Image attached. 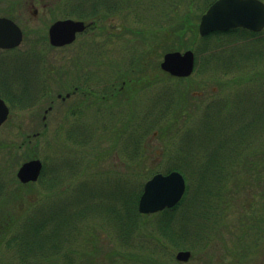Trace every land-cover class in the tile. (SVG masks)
<instances>
[{
  "label": "rangeland",
  "instance_id": "1",
  "mask_svg": "<svg viewBox=\"0 0 264 264\" xmlns=\"http://www.w3.org/2000/svg\"><path fill=\"white\" fill-rule=\"evenodd\" d=\"M66 1L19 0L18 8L14 11L2 8L3 14L11 16L23 31V41L16 50L20 86L36 89L38 87L34 81L41 78L43 95V103L41 97L37 100L36 96L35 105L19 107L17 110L20 131L18 165L35 156L50 165L54 209L63 212L68 222L62 223L59 230L63 232V240L59 243L63 246L58 248L56 242L57 249L52 254L48 255L46 249L45 255H32L22 262L15 242L11 243V248L0 244L1 264H59L61 260H66L62 254L70 257L71 264H162L159 263L161 261L163 264H236L242 259L245 262L243 264H264V184L261 176L264 172V157L261 156L264 151V123L255 132V138L247 144L252 148L248 150L250 154L243 159L245 151L241 157L231 152V159L218 162L223 164L221 174L215 177L209 174L201 180L196 178L194 168L199 173L205 165L200 159L203 156L201 153L194 155L195 164L180 165L184 178H188L190 189L187 200L179 206L176 215L194 206L198 216L206 207L195 201L191 204V196L200 190L198 198L208 200L209 192L216 189L213 183L218 178L222 180L219 185L221 198H210L209 209L206 208L208 215L205 216L208 219L201 220L198 233L194 232L195 228H191L192 220L183 230L176 218L169 223L170 230L166 233L158 223L160 217L157 214L142 216L137 211L144 184L157 172L167 173L168 168L178 162L183 131L185 128L192 131L198 128L200 116L209 102L223 99L234 101L235 94L244 91L243 94L248 95L252 92L249 95L252 99L249 100L250 104H262L258 101L257 90L264 89V57L247 58L245 61L240 56L248 54L252 57L249 51L264 49V30L259 36L231 44L233 47H243L239 54L234 53L232 61L237 63L231 62L227 73L217 62L205 63L208 53L202 51L201 45L200 53H195L196 68L192 76L179 80L161 72L159 64L162 55L169 52L171 46H175L181 38L183 46H193L196 40L192 41L189 32L180 39L173 37L175 27L185 15L190 17L192 24H198L199 15L213 0H150L155 9L138 7L140 13L136 18L125 11L101 16L97 27L79 35L70 46L56 49L47 43L46 33L50 23L65 17ZM239 65L242 69L237 70ZM254 73L260 74L257 80H245L249 75L254 76ZM83 76H97L101 80L93 78L95 83L84 84L88 88L102 87L107 79L112 82L123 76L139 81L137 89L140 91L132 95L127 92L129 118L136 117V122L128 130V141H131L134 156H140L146 143L150 151L146 152L144 161L135 159V165L130 170L127 166L123 167L121 154L120 160L114 158L113 148L109 146V138L115 137L105 125L109 115L107 106H97L92 111L83 112L84 129L73 133V138H77L79 143H90L96 137L101 138L102 160L96 166L92 157L81 159L84 156L82 149L79 144L72 143L74 139H66V127L60 130L62 122L72 123L75 109L70 105L72 98L68 99L65 107H60L57 95L64 96L71 92L77 83L74 80ZM238 79L242 81L239 83ZM99 87L97 89L100 90ZM51 100L53 108L46 114L45 121L50 130L43 137L26 140L22 135L30 131L29 125L34 122L38 125L40 122V118L36 119L33 113L41 111L42 115L43 110L51 106ZM228 111L234 114L236 110L231 108L225 112ZM248 112L252 113L251 110ZM63 116L66 117L64 120ZM171 118H178L179 121L172 124ZM92 119L98 122V130L90 129ZM159 130H162L160 136ZM209 164H214V161L207 162L206 166ZM82 171L93 174L85 180L80 175ZM96 171L104 174L98 173L101 176L96 177ZM76 173L79 174L74 178ZM198 181L204 184H200L197 189ZM84 183L86 189L89 183L88 188H92L95 193H84ZM40 188V192H45V187ZM18 197L22 199V204H27V192L18 188ZM18 204L21 208V202ZM251 210L258 212L261 217L255 218ZM31 211L27 213L28 217L18 220V234L25 233L27 229L24 224L34 220L37 209L33 216ZM43 211L41 208L40 212ZM117 216L129 218L125 221L128 226L126 230L121 223L116 222ZM34 221L39 223L41 220ZM45 229L47 233L49 231L48 234L56 231V228L53 231L49 226ZM0 230L3 231L0 236L3 241L9 240L15 232L12 233L11 227L3 226L1 220ZM26 233L31 234L28 231ZM24 236L28 235H19L21 238ZM50 237L57 239V235ZM181 250L190 251L192 259L178 263L174 258Z\"/></svg>",
  "mask_w": 264,
  "mask_h": 264
},
{
  "label": "flooded vegetation",
  "instance_id": "2",
  "mask_svg": "<svg viewBox=\"0 0 264 264\" xmlns=\"http://www.w3.org/2000/svg\"><path fill=\"white\" fill-rule=\"evenodd\" d=\"M19 0H0V17H5L8 19H11L14 21L11 16H8L6 14H3L2 8L5 7V9L14 11L18 8ZM33 13L35 11L33 10ZM15 22V21H14ZM196 45V42L194 43ZM17 47L12 49H2L0 48V220L1 224L7 227H11L12 233L14 232L13 237H9V240H2L0 238V244H3L7 247L11 248V243L15 242V247L18 250V243L19 241L23 240L19 235L22 234H28L30 230H26L25 233H17V227H18V220L24 219L28 217L27 213L31 210L30 213L33 216V214L36 212L34 220H44L45 221V228L46 226L52 227L53 231L56 228L55 225V215H54V205H53V198L52 195V185H51V175H50V165L45 162L43 159H39L33 157L30 158L27 161L22 162L20 165H18V151H19V144L18 139L20 135L19 131V124L17 123V110L19 107H32L35 105L37 96L38 98L42 100L43 103V95H42V86H41V78H37L34 81V84L37 85L38 88L36 89H26L20 86V74L18 69V58L16 53ZM195 55V52H194ZM82 64V63H81ZM160 69V64H159ZM119 70V65H118ZM161 70V69H160ZM161 72H164L166 75H168L169 78L174 79H188L189 77H182L177 78L174 76H170L167 74V72L161 70ZM193 74V73H192ZM94 80L101 81L97 76H83L81 79H75L74 86L72 87L71 92L65 93V95L58 94L57 99L60 100V107H65L68 99L72 98L73 102L70 104L71 106H74L75 114H74V120L72 123H67L66 121L62 122V125L60 126V130H63L66 127L65 133L67 134L66 139L72 141L73 144H79L81 147V153L82 158L84 159L86 157L93 158V163L99 164L102 160V148H101V138H95L94 140H91L90 143L84 142L79 143L77 142V138H73L74 132H80L82 129H84V123H83V112L85 111H92L93 108L99 106H107L108 108V116L105 125H107L108 129H111L112 135L115 138H109V146L112 149V152L114 153L113 156L116 160H120V156L122 155V161H123V167H128L130 170V167L135 165V159H140L144 161V158L146 157V152L150 151L147 149V143L143 145L142 147V154L140 153V156L136 155L134 156V153L131 148V141H128L129 139V128L136 122V117L134 119L129 118V107H128V99H127V92H129L128 95H132L133 93H136L140 90L137 89V80H134V78H125L124 76L122 79L114 80L112 82L107 79V83L103 85L102 87L94 86L92 88L85 87L84 84L88 83H95ZM80 82H78V81ZM82 86V87H81ZM97 87L100 88L97 89ZM41 88V90H40ZM102 88V89H101ZM133 89V90H132ZM41 92V93H40ZM52 100L50 101V105L47 109L43 110V114L41 115L39 111L37 113H33L34 117L36 119L40 118V122H38V125L34 122L31 123L30 131L26 132L22 137H25L26 140L31 139H37L40 137H43L46 135V131L50 130L49 125L46 124V118L47 113L50 112L53 108ZM7 108V114L6 118L2 120L3 116V110L4 107ZM97 114V113H96ZM139 117V115L137 116ZM66 117L63 116V120ZM69 119V117L67 116ZM132 121H134L132 123ZM59 124V123H58ZM55 128V127H54ZM53 128V129H54ZM99 129L98 122L96 120L90 122V129ZM98 133V132H97ZM99 135V133H98ZM79 136V135H78ZM81 138V135L79 136ZM99 137V136H98ZM155 137V135H154ZM108 140V138H107ZM146 148V149H145ZM87 150V151H86ZM111 150V149H109ZM145 152V153H144ZM121 154V155H120ZM149 154V153H148ZM136 157V158H135ZM114 159V160H115ZM31 160H39L41 163V168L38 178L35 181H28L22 182L17 176L18 171L20 167L26 162ZM115 160V161H116ZM89 161V160H88ZM127 163V165H126ZM144 165V164H143ZM80 169V168H79ZM123 170V169H120ZM133 172V171H132ZM131 172V173H132ZM98 173L104 174L103 172L96 171V174H94L96 177L101 176ZM76 173L73 175L75 178L77 176ZM92 172H80V175L87 179L86 177L88 175L92 176ZM263 176L262 184H264V172L261 173ZM198 178V177H197ZM198 180H201V178H198ZM16 185V186H15ZM38 185V186H37ZM15 188L13 189L12 187ZM86 183H84V193H95L92 188H88L89 183H87V189H86ZM40 187H45V192H40ZM18 188L23 190V192H27V204H22V199L18 197ZM39 188V189H38ZM87 191V192H86ZM37 195V196H36ZM46 197V198H45ZM36 198V200H35ZM44 199L41 203V200ZM21 202V208L18 207ZM37 204V206H36ZM36 206V207H35ZM43 208L44 211L41 213L40 209ZM36 218V219H35ZM32 220V221H34ZM5 221V222H4ZM38 222V221H37ZM23 227V226H22ZM24 228V227H23ZM23 231V230H22ZM31 232V231H30ZM29 232V233H30ZM46 232V229L45 231ZM56 233V231H54ZM51 233L48 234V241H47V252L48 255L52 254V252H55L57 249L56 242L57 239L54 236L56 234ZM33 233V230L31 234ZM45 233V234H46ZM3 234V231L0 230V236ZM11 235V234H10ZM50 235V236H49ZM14 247V246H13ZM12 247V248H13ZM243 257V256H242ZM244 258V257H243ZM243 261V259H242ZM238 261L236 264H243L245 262ZM1 264V262H0Z\"/></svg>",
  "mask_w": 264,
  "mask_h": 264
},
{
  "label": "trees",
  "instance_id": "3",
  "mask_svg": "<svg viewBox=\"0 0 264 264\" xmlns=\"http://www.w3.org/2000/svg\"><path fill=\"white\" fill-rule=\"evenodd\" d=\"M65 5L66 18L73 17L77 20L81 19L84 21H92L94 22L93 26L91 27L92 29L94 27H97L101 16L116 15L125 11L126 13H128V15L131 14L134 16V18H136L140 13L138 7L145 10L148 8L155 9L150 0H67ZM175 28L176 30H174V32L172 31L174 34L173 37H177L178 39H180L182 35H185L189 32L191 34L192 41L196 40L195 42L198 45H196V48L194 47V44L193 46H191L195 49L196 54L200 53V46L202 45V51L208 53V58H206L205 63L213 61L221 64L224 70H226L224 71V73L228 72V68L231 67L230 63L235 62L232 61L233 57L235 56L234 53L236 55L239 54L241 52V47H243H233L231 44L238 43L241 40H245L250 37L259 36V33L248 32L240 28L237 30H230V32H215L204 37H198L197 24H192L188 15H185L181 23H179V25ZM183 43L184 42L181 38L177 41L175 46H171L170 51H181L182 49L191 48L190 46H183ZM228 45H231L232 47L230 46V48H228ZM259 46H261V44ZM226 51H229L230 53L227 52L228 54H226ZM249 52L250 55L252 54V57H250L248 54H242L240 57H242V59H244L245 61L254 57H264V49L262 48L254 51L251 50ZM255 53L258 55H255ZM239 69H242L241 65L237 66V70ZM254 74V76H247L245 80L250 82H253L255 79L257 80L260 74ZM241 81L242 79H238L239 83ZM243 93L244 91L242 93L238 92L237 94H235L236 96L234 98V101H232L231 99H223V101L215 100L213 102H209L205 106L206 108H204L203 114H201L200 116L201 118L198 123V128L193 130L194 132L188 128H185V130L183 131V143L180 144L181 152H179L181 157L177 156L178 162H176V164H172L170 168H168L169 170H167V172L178 169L183 173L180 165H192L196 161V157L194 155L196 153H201L203 155H201L203 158L200 156V159L204 162L205 165L202 166L203 168L199 170V173H197L198 170L196 168L192 167L194 168V171H196V178H207L206 176L209 174L215 177L218 174H221L220 169L223 167V164H220L218 162L223 160L225 161L226 159H231V152L238 153L235 156L241 157L245 151V156L243 157V159L248 154H250L248 150L252 148L247 144H250V141L255 138V132L258 131L262 127L261 125L264 123V89L263 91L257 90V94H259L258 101L260 100L262 104H259V102H254V105L250 104L249 100L252 99L249 95L252 94V92H250L249 95ZM170 100L173 99L170 98ZM244 102H246V104H244ZM248 103L249 105H247ZM231 108L236 110L234 114H229V111L225 112ZM250 110L252 111V113L248 112ZM162 117H164L163 114ZM177 119L178 118L172 120L171 118L169 120L171 123L173 122L172 124H174L177 123V121H179L181 118L179 117V120ZM161 133L162 130H159V136ZM261 156L264 157V151L261 153ZM210 161H214V164H209L206 166L207 162ZM262 163L264 164V158H262ZM234 164L235 163H233V165ZM213 171L215 172L213 173ZM186 180L188 183V178H186ZM221 181L222 180L218 178L217 181L213 183L216 189L209 192L210 194L208 196V200L198 198L200 196L198 195V191L200 192V190H196L195 192L197 193H194L191 196L190 203L192 204V202L195 201L196 204L199 203L200 205L209 209L208 206L210 198L212 196H221L222 191L221 187H219ZM200 184H204L203 181L197 182V189L199 188ZM189 189V184H187V192L184 196L183 201L180 202L178 206L173 207L169 210H164L157 214V216L160 217L158 219V223L164 228L163 230H165L166 233L169 232V223L173 222V220L177 219L179 227L183 228V230L185 225H188V222L192 220L193 225L191 228H195L194 232L198 233V230L201 229L199 228L201 220L203 218L208 219L205 217L206 215H208V209L203 208V210L199 212V215L196 216V209L194 208V206H190L187 211L184 210L180 212L179 215H176V212L179 210V206H181L184 201L187 200ZM204 200L207 201L204 202ZM251 207L253 208V205ZM110 211L114 212L115 214L117 213V211L115 212L112 209H110ZM62 213H60V210H57L56 208L54 209L58 248L60 246H63L62 244H59L60 241L63 240V232L61 233L59 230H61L63 226L62 223L68 222L66 215H64L63 217ZM250 213L256 216L255 218L261 217L258 216V212L254 210H251ZM128 220L129 218L127 217L125 219H122V216H117L116 222H118V224L121 223L126 230L128 226L127 224H125V221ZM196 220L197 223H195ZM24 226L31 232L33 230V233L30 235L27 234L28 236H24L22 238L23 240L19 241L18 243V252L22 262H25L27 258H30V256L32 255H37L39 257L40 255H45L48 241V235L42 233L45 231L44 220L39 221V223L37 221H32L29 224H24ZM62 255L66 257V260H61L59 264H71L72 260H70V257L66 254ZM159 263L163 264L162 261ZM146 264L151 263L146 262Z\"/></svg>",
  "mask_w": 264,
  "mask_h": 264
},
{
  "label": "water",
  "instance_id": "4",
  "mask_svg": "<svg viewBox=\"0 0 264 264\" xmlns=\"http://www.w3.org/2000/svg\"><path fill=\"white\" fill-rule=\"evenodd\" d=\"M200 17L199 36L240 28L259 33L264 29V3L261 0H215ZM87 27L85 22L70 18L53 22L47 31L48 43L54 47L70 45L77 34ZM22 35L23 32L17 24L8 18H0V48L11 49L20 46ZM162 59L160 69L170 76L182 78L192 74L195 60L192 50L181 53L171 51ZM6 114L7 108L4 107L2 120L6 118ZM40 168L39 160L28 161L20 167L17 177L26 183L35 181ZM185 191V178L179 171H171L166 175L157 173L145 183L143 193L138 200L137 211L149 215L172 208L182 200ZM175 259L180 263L188 262L191 259V253L181 250L176 253Z\"/></svg>",
  "mask_w": 264,
  "mask_h": 264
}]
</instances>
